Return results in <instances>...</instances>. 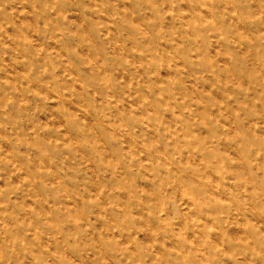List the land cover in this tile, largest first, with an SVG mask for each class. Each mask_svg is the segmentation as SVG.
<instances>
[{"label": "rangeland", "instance_id": "rangeland-1", "mask_svg": "<svg viewBox=\"0 0 264 264\" xmlns=\"http://www.w3.org/2000/svg\"><path fill=\"white\" fill-rule=\"evenodd\" d=\"M0 264H264V0H0Z\"/></svg>", "mask_w": 264, "mask_h": 264}]
</instances>
